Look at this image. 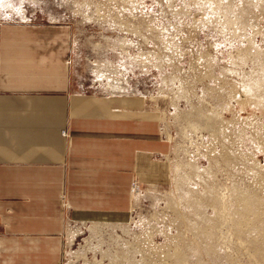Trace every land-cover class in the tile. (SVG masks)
<instances>
[{
    "label": "rangeland",
    "instance_id": "obj_1",
    "mask_svg": "<svg viewBox=\"0 0 264 264\" xmlns=\"http://www.w3.org/2000/svg\"><path fill=\"white\" fill-rule=\"evenodd\" d=\"M0 22L68 26L74 86L141 97L171 145L167 192L74 225L64 264H264V0H0Z\"/></svg>",
    "mask_w": 264,
    "mask_h": 264
},
{
    "label": "crops",
    "instance_id": "obj_2",
    "mask_svg": "<svg viewBox=\"0 0 264 264\" xmlns=\"http://www.w3.org/2000/svg\"><path fill=\"white\" fill-rule=\"evenodd\" d=\"M72 48L68 26L0 22V264H64L74 225L126 223L170 187L157 113L75 87Z\"/></svg>",
    "mask_w": 264,
    "mask_h": 264
},
{
    "label": "built area",
    "instance_id": "obj_3",
    "mask_svg": "<svg viewBox=\"0 0 264 264\" xmlns=\"http://www.w3.org/2000/svg\"><path fill=\"white\" fill-rule=\"evenodd\" d=\"M137 184L136 183H133L132 187H131V193H134L137 189Z\"/></svg>",
    "mask_w": 264,
    "mask_h": 264
}]
</instances>
